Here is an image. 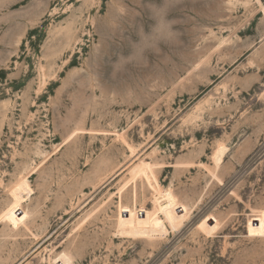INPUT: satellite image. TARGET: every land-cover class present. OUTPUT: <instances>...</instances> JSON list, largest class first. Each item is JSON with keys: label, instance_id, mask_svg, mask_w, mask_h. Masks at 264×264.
Masks as SVG:
<instances>
[{"label": "rangeland", "instance_id": "1", "mask_svg": "<svg viewBox=\"0 0 264 264\" xmlns=\"http://www.w3.org/2000/svg\"><path fill=\"white\" fill-rule=\"evenodd\" d=\"M263 223L264 0H0V264H264Z\"/></svg>", "mask_w": 264, "mask_h": 264}, {"label": "bare ground", "instance_id": "2", "mask_svg": "<svg viewBox=\"0 0 264 264\" xmlns=\"http://www.w3.org/2000/svg\"><path fill=\"white\" fill-rule=\"evenodd\" d=\"M263 231H264V223H263ZM66 262V261H65Z\"/></svg>", "mask_w": 264, "mask_h": 264}]
</instances>
